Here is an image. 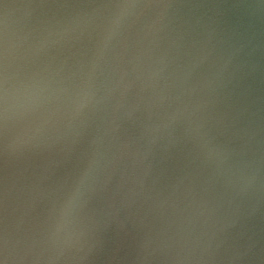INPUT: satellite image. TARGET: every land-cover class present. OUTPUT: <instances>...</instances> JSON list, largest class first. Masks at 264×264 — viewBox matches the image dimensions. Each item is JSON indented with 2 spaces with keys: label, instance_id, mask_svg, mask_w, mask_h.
Listing matches in <instances>:
<instances>
[{
  "label": "water",
  "instance_id": "95a60500",
  "mask_svg": "<svg viewBox=\"0 0 264 264\" xmlns=\"http://www.w3.org/2000/svg\"><path fill=\"white\" fill-rule=\"evenodd\" d=\"M0 264H264V0H0Z\"/></svg>",
  "mask_w": 264,
  "mask_h": 264
}]
</instances>
